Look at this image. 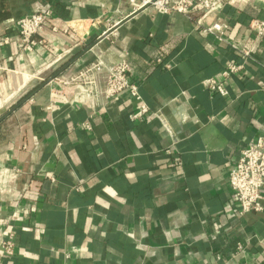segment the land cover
<instances>
[{"label":"crops","instance_id":"0c3cea01","mask_svg":"<svg viewBox=\"0 0 264 264\" xmlns=\"http://www.w3.org/2000/svg\"><path fill=\"white\" fill-rule=\"evenodd\" d=\"M46 10L68 33L21 51L15 22ZM213 21L223 40L121 0H0V236L14 235L0 264H264V210L239 215L228 184L264 138V34L249 29L264 0H225ZM121 59L137 119L128 94L102 96Z\"/></svg>","mask_w":264,"mask_h":264},{"label":"built area","instance_id":"2783aa9c","mask_svg":"<svg viewBox=\"0 0 264 264\" xmlns=\"http://www.w3.org/2000/svg\"><path fill=\"white\" fill-rule=\"evenodd\" d=\"M128 4L133 12L145 11L151 9L160 15L179 14L186 17L196 16V25L204 33L211 34L216 38L223 40L228 30V25L224 22L213 21L204 23V19L214 13L219 12L224 5L225 0H121ZM53 16L50 10L32 13L19 18L14 26L18 35V48L21 51L32 52L36 47L42 46L43 41L36 39L45 31L54 35L67 34L66 28H61L52 23ZM249 29L255 32L257 37L264 34V21H253ZM10 43L8 36L0 38V47L7 46ZM234 50L240 51L243 57H247L249 51L239 49L231 45ZM101 64L93 65L90 71L101 70ZM241 70V66L228 64L221 73L222 78H227L231 74H236ZM128 63L121 59L112 66L106 68V77L102 96L104 100H111L121 94H128L135 102L138 108L133 119L140 118L147 113V107L142 103L138 93L137 85L129 79ZM57 80V78H53ZM52 80V78L50 79ZM69 83V82H64ZM91 83V88L83 90L86 96H95L96 89ZM203 85L206 89L216 92L220 96H226V90L221 83L213 79H205ZM83 126L88 129L90 126L84 123ZM228 184L233 192L237 202L239 215L247 213H258L264 210V138L257 137L247 147L240 152L238 160L229 169ZM14 252V235L9 232L0 236V254L3 257H10ZM1 262V257H0Z\"/></svg>","mask_w":264,"mask_h":264},{"label":"trees","instance_id":"16d2710c","mask_svg":"<svg viewBox=\"0 0 264 264\" xmlns=\"http://www.w3.org/2000/svg\"><path fill=\"white\" fill-rule=\"evenodd\" d=\"M66 66H67V64H64L63 66H61V68H59L57 71H55V72L51 75V77H54V76H56L57 74H59V72H61L62 70H64V69L66 68ZM20 101H21V100H19V103H20ZM19 103H17V105H18Z\"/></svg>","mask_w":264,"mask_h":264},{"label":"water","instance_id":"95a60500","mask_svg":"<svg viewBox=\"0 0 264 264\" xmlns=\"http://www.w3.org/2000/svg\"><path fill=\"white\" fill-rule=\"evenodd\" d=\"M36 83V82H35ZM32 86V85H31ZM2 111H0V113H1Z\"/></svg>","mask_w":264,"mask_h":264}]
</instances>
